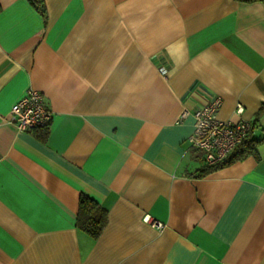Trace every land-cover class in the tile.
Instances as JSON below:
<instances>
[{"label": "crops", "instance_id": "obj_1", "mask_svg": "<svg viewBox=\"0 0 264 264\" xmlns=\"http://www.w3.org/2000/svg\"><path fill=\"white\" fill-rule=\"evenodd\" d=\"M44 4L0 0V264H264V1ZM30 88L45 140L9 120ZM214 96L261 140L198 176L180 115ZM81 194L107 211L96 239Z\"/></svg>", "mask_w": 264, "mask_h": 264}, {"label": "built area", "instance_id": "obj_2", "mask_svg": "<svg viewBox=\"0 0 264 264\" xmlns=\"http://www.w3.org/2000/svg\"><path fill=\"white\" fill-rule=\"evenodd\" d=\"M160 73L165 75L167 70L161 67ZM221 102L219 96H214L191 113L189 110H183L180 115L181 119L189 114L193 115V131L188 140L194 148L203 153L207 165L226 159L252 130V124L247 120L241 119L237 123H232L220 119L218 110ZM236 111L242 112L240 104L237 105ZM9 120L18 130L24 132L48 128L52 120V111L48 108L43 95L30 88L10 107ZM144 220L152 222L158 229L162 228V224L153 221L149 215H145Z\"/></svg>", "mask_w": 264, "mask_h": 264}, {"label": "trees", "instance_id": "obj_3", "mask_svg": "<svg viewBox=\"0 0 264 264\" xmlns=\"http://www.w3.org/2000/svg\"><path fill=\"white\" fill-rule=\"evenodd\" d=\"M42 16H46V9L44 0H28ZM250 1V0H242ZM264 1V0H261ZM264 112V103H262L258 114ZM40 131L37 137L45 140L48 135V128H37ZM261 138L252 137L250 132L244 140L228 155V157L220 162L205 165L200 169L198 176H204L211 171L227 166L235 161L242 160L247 156L255 155V148L260 142ZM107 221V211L93 199L86 195L79 196L78 210L76 215V228L93 239L99 237L102 229Z\"/></svg>", "mask_w": 264, "mask_h": 264}]
</instances>
